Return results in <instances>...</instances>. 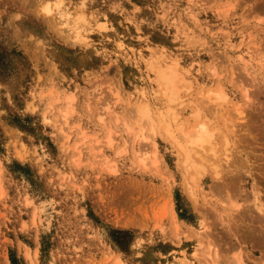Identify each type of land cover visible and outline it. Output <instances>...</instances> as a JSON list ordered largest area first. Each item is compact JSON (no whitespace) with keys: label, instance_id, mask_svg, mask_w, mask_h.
<instances>
[{"label":"rangeland","instance_id":"rangeland-1","mask_svg":"<svg viewBox=\"0 0 264 264\" xmlns=\"http://www.w3.org/2000/svg\"><path fill=\"white\" fill-rule=\"evenodd\" d=\"M56 1L0 0V264H264V0Z\"/></svg>","mask_w":264,"mask_h":264},{"label":"bare ground","instance_id":"bare-ground-1","mask_svg":"<svg viewBox=\"0 0 264 264\" xmlns=\"http://www.w3.org/2000/svg\"><path fill=\"white\" fill-rule=\"evenodd\" d=\"M41 6H42V10L44 11V13H47L46 15H49L50 18H52L51 16L53 15V12H56V10L59 8V4H58V2L56 0H43V3H42ZM46 15H44V16H46ZM54 16L57 17L56 15H54ZM53 21H54V19H53ZM75 35H76V38H77V36H79L80 33L76 30ZM71 36H73V35H71ZM150 63H151V61H150ZM213 68H215V67L213 66ZM156 76H157V80L159 82H162V85L165 86L166 91H169L170 93H174L175 92V89H176L175 88V83H176L175 80H176V76L177 75H176V70H175V66L174 65L168 64L165 67L156 68ZM112 87H114V86H112ZM189 87H190V84H189ZM56 91H59V90L56 89ZM217 91H218V89H217ZM210 93H211V91H210ZM214 93H216V92H214ZM175 94L176 93H174L172 95H175ZM170 95L168 97H170ZM216 96L217 97H221V94L217 92ZM69 97H70V94H67L66 95V99H67L66 100V103L67 104L65 103L66 104L65 105L63 103L65 105L64 109L62 110L63 119L66 118L67 113L69 112V110L71 108V104H70L71 102L70 103L68 102L70 100ZM212 97H214V96L212 95ZM109 105H111V104H109ZM128 108H130V107H128ZM238 112H239V114H242L241 110H238ZM97 116H99V115H97ZM115 116H117V115H115ZM132 117L134 118V123H135L134 125L139 124V126H140V124L143 121L150 120V122H151L150 123V130L152 129L151 131H154L153 129H155V127H154V123L155 122H154V119H153V115H152L151 109H150V107H149V105H148L147 102H143V101L137 102L134 105V107L132 108ZM99 118L102 119L101 116ZM103 119H102V122H104ZM175 119H176V117H175V114H173V111L167 113L166 115L164 113L160 112V114H159V121L161 122V126H162L161 129H162L163 134L171 137V139H173L175 141V144L179 147V149L185 154V158L183 160V161H185L184 163H187V165L189 167L192 166L194 168L193 169L194 171H196V170L197 171H203V170H205L206 169V166H205V162L203 160H204V158L206 156L202 153V150H204V147H205L206 144L209 145L208 146L209 149L214 150L213 149L215 147V145H214V129L211 128V127H209L205 121H199L198 123H196L195 125H193L192 127H190L188 130H183L184 127L182 128L181 125H179V126L178 125L177 126L175 125V123H174L175 122ZM96 122H97V120H96ZM97 124H99V123H97ZM126 125L129 128H131V130L130 129H128V130L129 131H132L133 126L131 127L128 124H126ZM140 127H142L143 129H145V127H143L142 125ZM142 128H138L139 130H138V132L135 131L136 132L135 135L137 136V138H141V139L143 138L142 140H144V138L147 139V137L144 136ZM126 129H127V127H126ZM215 130H216V128H215ZM112 132L114 133V131H112ZM80 133L82 134L83 132H80ZM178 134L183 135L184 136V140H181L179 138ZM136 136H135V138H136ZM108 140H110V136H108ZM152 143L155 144L154 142H152ZM141 151H142V149H141ZM141 151H140V149L137 150V153L141 156V157H139L137 159H139V163L141 162L143 165H145L146 162H147L148 156L145 155L144 152H141ZM196 155L198 157H200V158L196 157ZM154 157L155 156H153V158ZM208 162H210V160H208ZM228 162H230V161H226V163L229 165ZM209 164H212L210 166H211V168H213V172L215 171V173H216L215 175L219 176L218 175L219 174L218 167L220 165L218 166V164L215 163V162H210ZM220 169H221V166H220ZM258 209H259V207H258ZM261 226L263 227V225H261ZM258 230H260V229H258ZM202 232H203L202 228H199L198 231H196L195 233L199 236V235H201ZM246 234H247V232H246Z\"/></svg>","mask_w":264,"mask_h":264}]
</instances>
